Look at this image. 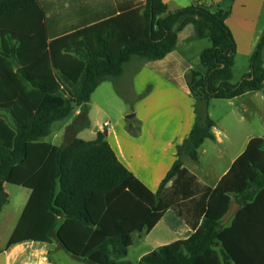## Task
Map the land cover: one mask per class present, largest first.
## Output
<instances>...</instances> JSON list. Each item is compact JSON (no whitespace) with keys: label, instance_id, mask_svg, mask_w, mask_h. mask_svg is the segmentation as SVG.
Instances as JSON below:
<instances>
[{"label":"trees","instance_id":"obj_1","mask_svg":"<svg viewBox=\"0 0 264 264\" xmlns=\"http://www.w3.org/2000/svg\"><path fill=\"white\" fill-rule=\"evenodd\" d=\"M228 15V10L199 3L169 12L163 0H144L142 6L49 39L38 0H0V208L8 202L4 184L28 160L36 165L41 159L49 146L38 150L40 141L53 125L80 107L79 116L85 119L70 127L75 132L85 128L91 95L120 77L133 56L163 59L187 25L195 38L211 44L199 57L205 73L186 76L197 117L156 192L118 160L106 132H97L93 141L73 138L52 148L48 196L44 198L45 186L36 194L41 193L40 215L44 210L53 216L46 217L49 229L41 232V223L34 221L17 236L47 240L63 219L67 224L56 237L75 259L131 264L126 257L133 234L149 233L171 210L193 233L145 254L139 264H264V140L251 139L214 188L202 186L182 161L185 156L197 161L203 142L214 140L215 122L208 115L200 118V104L206 111L210 100H231L264 88V35L250 57L248 73L231 82L236 45L225 24ZM33 142L38 143L28 148ZM36 172L40 169L35 167ZM30 175L22 185L36 188ZM235 202L240 208L223 225Z\"/></svg>","mask_w":264,"mask_h":264},{"label":"crops","instance_id":"obj_2","mask_svg":"<svg viewBox=\"0 0 264 264\" xmlns=\"http://www.w3.org/2000/svg\"><path fill=\"white\" fill-rule=\"evenodd\" d=\"M38 1L45 13V29L49 39L99 23L118 15L128 7L144 4V0ZM163 2L169 12L196 3L204 4L212 10L217 8L228 10L229 15L225 24L236 45L232 80L238 71L248 73L250 57L264 35V0H163ZM200 40L203 39L194 37L193 27L187 25L179 32L175 49L163 59L143 61L139 58L137 63L139 70L126 79L130 88L126 100L132 110V117H126L129 122L127 125L122 123L123 116L112 123L109 122L110 116L105 108L100 103L93 104L104 116L102 125L96 127L94 133L106 132L107 142L118 160L152 192L157 191L161 180L171 168L176 159V147L188 137L197 117L195 100L190 95L186 76L190 71L205 73L199 61L205 44H200ZM262 60L264 67V44ZM104 84L105 82L91 96H95L96 93L99 96L104 95L105 91L101 93L99 91ZM80 109L77 108L73 113L76 118L80 114ZM199 114L200 118L208 115L215 122L211 130L214 140L207 139L203 142L198 149L197 161L185 156L182 160L183 166L202 186L214 188L233 162L245 151L251 139L264 140V134L253 136L247 134L243 128L245 124L251 122L254 114L259 116L260 123H264V88L260 92H249L231 100H210L206 111L203 106ZM87 120L88 123L98 124V120L92 118L90 111ZM40 142L46 143L44 139ZM37 143H29L28 148ZM203 156H208L212 164L202 165ZM219 163L221 166L217 167ZM239 208L238 204L237 210ZM64 224L67 223L60 219L59 225L50 237L51 240L49 238L40 241L27 233L17 236V233L12 232L6 247L0 252L4 256L3 264H52L48 255L56 249H62L73 257L63 246V239L59 240L56 237L59 228ZM192 233L193 231L171 210L166 211L149 233L133 234L140 249L137 263L139 264L142 256L156 248L187 239ZM134 244L133 239L132 246Z\"/></svg>","mask_w":264,"mask_h":264},{"label":"rangeland","instance_id":"obj_3","mask_svg":"<svg viewBox=\"0 0 264 264\" xmlns=\"http://www.w3.org/2000/svg\"><path fill=\"white\" fill-rule=\"evenodd\" d=\"M205 44V49L210 47V42L208 39L200 40L199 42ZM140 59L136 56H133L129 62L124 64L123 72L121 74V78L118 77L114 79L115 81L109 80L106 81L102 88L99 90L105 91L104 95L91 96V99L88 104V111L91 112L92 118H96L98 120V124L94 125L93 123H88V125L80 131H74L71 129V125L73 123L80 124L84 121L83 115L79 116V118L75 115H71L69 118L56 122L52 128V134L44 139L46 143L40 142V146L38 150H41L44 145L49 148L44 150L41 159L36 162V165L32 164V161L28 160L26 165L23 167H19L17 174L11 177L8 183L4 184V189L8 194V202L5 204L0 210V252L4 250L8 240L12 234V232L17 233L20 230L28 229L29 226H34V221L37 223H41L39 225V230L41 232L49 229L50 225H47L49 217L51 214L42 210L43 215H40V211L37 207V196L40 197V194L37 193L43 191L44 186L46 188V193L44 198L48 196V192L50 190L49 180L53 174L51 160L53 156L54 147L62 146L70 142L74 137L77 139L85 140V141H93L96 139V134L94 133V129L102 125L104 121V116L102 113H99L98 109L94 108L93 104L96 102L100 103L102 107L105 108L106 112L110 116L109 122H114L118 117L123 116V121L125 125H127L128 120L126 117L132 115L131 113V105L128 103L126 98L129 97L130 88L128 87L129 83L127 82V77H131L134 73H137L138 67L137 63ZM244 73H235L234 79L231 82L235 84L241 79V76ZM130 82V79H128ZM103 96V98H101ZM199 111H201V104L199 106ZM88 114V113H87ZM253 114V113H252ZM88 121V120H87ZM259 116L254 114L253 119H251L250 123L244 125V129L247 134H251L253 136H260L264 134V123H260ZM122 124V125H124ZM41 148V149H40ZM35 151V150H33ZM202 165L206 164L209 166L212 164L210 162V158L208 156H203ZM221 163L217 165L220 167ZM35 167L40 169V172L33 173L35 171ZM17 169V168H16ZM33 173V174H32ZM32 174V175H30ZM30 175L32 180H35L38 183L36 188H28L23 186L24 182L23 178ZM35 193L34 195L31 193ZM43 201V199H42ZM48 217V219H46ZM50 238L49 240H51ZM134 246H132L126 257V260L131 262V264H138L136 259L140 254V249L138 248L137 240L133 236ZM43 240V239H40ZM53 242V240H52ZM50 262L52 264H86L84 262L78 261L73 258L70 254L62 249H56L51 251L48 255ZM4 256L0 254V264H3Z\"/></svg>","mask_w":264,"mask_h":264},{"label":"water","instance_id":"obj_4","mask_svg":"<svg viewBox=\"0 0 264 264\" xmlns=\"http://www.w3.org/2000/svg\"><path fill=\"white\" fill-rule=\"evenodd\" d=\"M132 117V115H129L128 118ZM238 208V204L237 203H232L231 208L226 216V218L223 221V224H226L228 222V220L235 214L236 210Z\"/></svg>","mask_w":264,"mask_h":264},{"label":"built area","instance_id":"obj_5","mask_svg":"<svg viewBox=\"0 0 264 264\" xmlns=\"http://www.w3.org/2000/svg\"><path fill=\"white\" fill-rule=\"evenodd\" d=\"M106 125V124H105Z\"/></svg>","mask_w":264,"mask_h":264}]
</instances>
